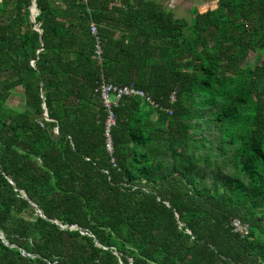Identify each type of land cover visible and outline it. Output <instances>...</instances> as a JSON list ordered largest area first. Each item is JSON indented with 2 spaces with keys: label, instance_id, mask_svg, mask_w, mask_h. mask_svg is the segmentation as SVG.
Wrapping results in <instances>:
<instances>
[{
  "label": "trees",
  "instance_id": "16d2710c",
  "mask_svg": "<svg viewBox=\"0 0 264 264\" xmlns=\"http://www.w3.org/2000/svg\"><path fill=\"white\" fill-rule=\"evenodd\" d=\"M192 14L0 0V264H264V0ZM100 73L158 105L122 96L111 152Z\"/></svg>",
  "mask_w": 264,
  "mask_h": 264
},
{
  "label": "built area",
  "instance_id": "2783aa9c",
  "mask_svg": "<svg viewBox=\"0 0 264 264\" xmlns=\"http://www.w3.org/2000/svg\"><path fill=\"white\" fill-rule=\"evenodd\" d=\"M90 26V32L94 35V49H93V59L96 60V62L100 63L102 61V47H101V39L99 37V33L97 31V27L95 23L91 22L89 24ZM97 93L99 94V97L102 101V104L105 108V111L107 113L106 120H105V139H106V149L107 151H112V139L110 134V128L115 124V116L113 113V106H116L122 96L125 95H138L142 98H144L145 101L150 103L154 107H158V105L148 96L146 95L141 89L134 86L133 83L125 84L118 86L116 84H113L109 82L107 79H105L104 75L100 73L99 80L97 83V86L95 88ZM175 93L172 92L169 96L170 103H173L175 101ZM168 113H171V109H166ZM111 161L113 165H115L114 159L111 158ZM231 226L233 231L238 232L241 235H245L248 232V226L247 224L241 222L238 218H232Z\"/></svg>",
  "mask_w": 264,
  "mask_h": 264
},
{
  "label": "crops",
  "instance_id": "0c3cea01",
  "mask_svg": "<svg viewBox=\"0 0 264 264\" xmlns=\"http://www.w3.org/2000/svg\"><path fill=\"white\" fill-rule=\"evenodd\" d=\"M215 2L216 0H169V2L166 4L160 1V4L167 10L173 12V14L175 15L176 13L181 12V9H183V7L186 9V11H189V9L191 8L197 7L198 11L205 7H213L215 5Z\"/></svg>",
  "mask_w": 264,
  "mask_h": 264
},
{
  "label": "rangeland",
  "instance_id": "374dc122",
  "mask_svg": "<svg viewBox=\"0 0 264 264\" xmlns=\"http://www.w3.org/2000/svg\"><path fill=\"white\" fill-rule=\"evenodd\" d=\"M160 3V1L164 2L165 4L169 2V0H155ZM182 11L179 13H176L175 16L177 18H190L195 11H197V7L189 9V11H186V9L183 7L181 9ZM251 60L248 59V61L253 60V54L250 57ZM6 105L9 108H14V109H21L23 106V97H22V89L20 87L16 88L15 90L12 91V94L6 101Z\"/></svg>",
  "mask_w": 264,
  "mask_h": 264
},
{
  "label": "water",
  "instance_id": "95a60500",
  "mask_svg": "<svg viewBox=\"0 0 264 264\" xmlns=\"http://www.w3.org/2000/svg\"><path fill=\"white\" fill-rule=\"evenodd\" d=\"M35 1L33 2V4H32V6H31V8H30V18H31V20H32V22H34L35 23V16L37 15V13H38V10H37V8L35 7ZM34 9H36V12H34ZM36 26H37V24H35ZM39 31L41 32V30L39 29ZM42 98L44 99V96H43V93H42ZM43 108H44V116H45V118L46 119H49L48 118V116H47V111H46V106H45V102H43ZM30 203L32 204V205H34V206H36L32 201H30ZM37 207V206H36ZM37 209H38V211L41 213V210L37 207ZM42 216H43V214H41ZM73 226H75V225H73ZM72 226V227H73ZM80 231L83 233L84 231H83V229H80ZM0 237H3L2 236V234L0 233Z\"/></svg>",
  "mask_w": 264,
  "mask_h": 264
}]
</instances>
